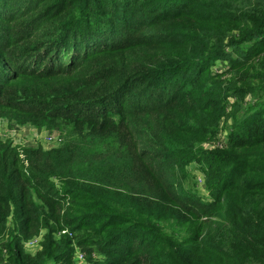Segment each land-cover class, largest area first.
<instances>
[{
    "label": "trees",
    "instance_id": "1",
    "mask_svg": "<svg viewBox=\"0 0 264 264\" xmlns=\"http://www.w3.org/2000/svg\"><path fill=\"white\" fill-rule=\"evenodd\" d=\"M0 118L67 130L0 139V264H264V0H0Z\"/></svg>",
    "mask_w": 264,
    "mask_h": 264
},
{
    "label": "rangeland",
    "instance_id": "2",
    "mask_svg": "<svg viewBox=\"0 0 264 264\" xmlns=\"http://www.w3.org/2000/svg\"><path fill=\"white\" fill-rule=\"evenodd\" d=\"M223 64L218 63L215 69H221ZM66 128H61L59 126H38L34 123H20L15 120H8L7 118H0V139L10 140L12 145H18V147H28V146H42L44 149H49L61 145L66 136ZM46 137H50V141ZM224 137V133H221L219 139ZM217 141H207L203 142L202 146L205 148H213ZM59 144V145H58ZM190 173L192 174V182H195V186L198 188L200 193L206 194L202 174L195 168L193 163L189 166ZM42 232L38 235L32 236L27 241L24 242V247L26 251L32 252L35 248H38L39 242L41 241ZM30 241L34 244L30 247L27 245ZM86 256V255H85ZM80 263V262H79ZM85 261L83 264H86ZM88 264V263H87Z\"/></svg>",
    "mask_w": 264,
    "mask_h": 264
},
{
    "label": "built area",
    "instance_id": "3",
    "mask_svg": "<svg viewBox=\"0 0 264 264\" xmlns=\"http://www.w3.org/2000/svg\"><path fill=\"white\" fill-rule=\"evenodd\" d=\"M47 138V140L48 141H50V137H46ZM221 144H222V140H220V141H218V142H216V144L215 145H217V146H221ZM65 232V230H63L62 231V233H64ZM33 241H30L27 245H25V246H31V245H34V244H37V243H33V244H31ZM74 257H75V261L77 262V263H83L84 262V259H85V256H84V254H82V252H80L79 250H76V252L74 253Z\"/></svg>",
    "mask_w": 264,
    "mask_h": 264
},
{
    "label": "crops",
    "instance_id": "4",
    "mask_svg": "<svg viewBox=\"0 0 264 264\" xmlns=\"http://www.w3.org/2000/svg\"><path fill=\"white\" fill-rule=\"evenodd\" d=\"M31 246H32V245H31ZM27 247H30V246H26V248H27ZM38 248H39V246H38ZM38 248H35L34 251H32V252L34 253Z\"/></svg>",
    "mask_w": 264,
    "mask_h": 264
}]
</instances>
